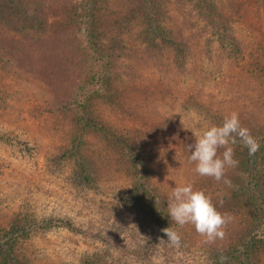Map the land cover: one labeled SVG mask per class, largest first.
<instances>
[{"label":"rangeland","instance_id":"obj_1","mask_svg":"<svg viewBox=\"0 0 264 264\" xmlns=\"http://www.w3.org/2000/svg\"><path fill=\"white\" fill-rule=\"evenodd\" d=\"M144 1L5 0L10 23L0 21V253H10L0 264L98 258L97 264H264L259 221L241 260L220 259L222 250L241 245L256 221L244 206L233 205L234 195L264 183V0H209L205 8L197 0H152L161 14L154 38L144 31ZM83 3L92 11H82ZM81 15L88 36L97 33L91 44L78 24ZM164 35L174 43L164 44ZM85 56L92 62L88 70ZM96 58L106 79H100L101 90L89 83L101 92L86 99L80 84L89 82ZM73 97L89 112L51 113L57 101ZM232 112L260 149L250 156L239 138L229 145L239 161L225 170L229 187L196 174L186 146L194 133L222 124ZM110 135L148 149L141 183L160 201L167 203L178 184L205 192L233 218L224 238L209 242L169 215L180 246L166 235L151 236L154 217L142 213L134 220L136 206L126 210L133 181L113 161ZM82 161L88 180L77 171Z\"/></svg>","mask_w":264,"mask_h":264},{"label":"trees","instance_id":"obj_2","mask_svg":"<svg viewBox=\"0 0 264 264\" xmlns=\"http://www.w3.org/2000/svg\"><path fill=\"white\" fill-rule=\"evenodd\" d=\"M149 1V2H148ZM209 0H197V3L204 7L205 2H208ZM83 2V1H82ZM97 2V1H96ZM147 8L142 11V14L144 16H147L146 21L149 22L147 33L151 35L152 38H154L157 35V32L159 31V21L161 14L156 11V8L154 5H152V0H145L144 1ZM15 3V2H14ZM210 3V2H209ZM16 4V3H15ZM22 5V3H21ZM82 11H92V7L89 5H86L85 3L81 6ZM32 13L35 12V10L31 11ZM9 11L7 9V4L5 0L0 2V21H4V25H8L10 23V19L8 18ZM155 14L151 21V15ZM210 15V14H209ZM37 19V18H36ZM78 24L81 25L85 31V34L88 36V23L85 27V16H77ZM2 22V21H1ZM71 23H74L71 21ZM76 23V22H75ZM91 22H89L90 25ZM93 23V22H92ZM97 23H100L97 21ZM220 23L219 19H213V24L217 25ZM97 25V24H96ZM100 26V24H99ZM98 26V27H99ZM163 36V34H162ZM165 43L173 42L172 38H170L167 35H164ZM97 37V33L92 30L91 34L87 37V42L91 44L92 40ZM174 43V42H173ZM91 46V45H90ZM3 47H1V41H0V55L3 54ZM94 53V52H92ZM86 57V58H85ZM82 59V67L86 70L88 66L92 64V62L89 63L90 59L89 57L85 56ZM109 61L104 62V64H108ZM107 66V65H105ZM81 67V68H82ZM103 67L101 65V60L95 59V64L93 67H90L92 70V75L89 76V82H83L80 84V90L82 92V97L89 99V98H95L98 95H100L101 90V83L100 79H103L104 75L103 73ZM105 78V77H104ZM106 79V78H105ZM89 83H97L100 84L99 89H96V93L91 91L88 87ZM105 83V81H104ZM76 97V96H74ZM73 97L70 101L66 102L62 105V101H57L53 107L54 112L51 111L53 115L54 113H61V115L69 116L72 115L79 116L80 112L78 110H83V112H89L88 104L85 103V101L81 100L79 103L76 102V99ZM106 143L109 146L111 157L114 158V162L117 163L118 166H120V169L124 170L127 175L132 177L133 186L134 189L129 192L127 195L128 203L126 206V210L133 208L132 206H136V211L133 213L134 220L140 218L144 213L146 216L154 217L153 221L155 222L154 228L152 229L151 236H154L156 238H160L164 236L165 234L162 232V229L166 227H170V222L167 221L168 216V210H167V203L163 200L160 201V196L155 193L153 190H151L148 187H145L144 184L141 183L145 179V176L143 175L146 170V163H145V156H147V148L145 146H142L139 141L131 140V142H125L121 136H115L110 135L106 139ZM88 163H84L83 161L78 163V172L80 175H82L87 180L90 179L91 172L89 171L87 167ZM248 183L247 185H249ZM252 185V184H250ZM255 188V189H254ZM246 192L241 194L238 193L234 195L233 201L234 206L239 205L244 206L249 213L253 215V217L256 218V221L252 224L251 230H247L246 233L243 235V239L240 244L233 246L230 248H227L226 250H222L220 259H230L231 261H239L242 259L244 255V251L248 247V245L251 244V240L253 239L251 234L255 231L257 227H259L261 224H256L259 222H264V183H257L255 182V186H247L245 188ZM241 191V190H240ZM237 195V196H236ZM166 205V206H165ZM218 211L221 212L222 209H220V206L217 208ZM255 220V219H254ZM152 221V222H153ZM256 224V226H255ZM172 226V225H171ZM175 229V228H174ZM264 231V230H263ZM14 240H9V242ZM222 245V244H221ZM7 253H10V250H5L0 253V256H2L4 259H7L8 255ZM98 261L100 262V258L94 260V259H87L82 262V264H97ZM215 264H219L218 262H215Z\"/></svg>","mask_w":264,"mask_h":264},{"label":"clouds","instance_id":"obj_3","mask_svg":"<svg viewBox=\"0 0 264 264\" xmlns=\"http://www.w3.org/2000/svg\"><path fill=\"white\" fill-rule=\"evenodd\" d=\"M194 136V143L186 146L190 153L189 162L195 165L194 172L201 177L213 178L217 182L223 180L229 187L232 182L224 178L225 170L235 168L239 163L234 159V149L229 145L236 144L239 138L250 156L260 149L259 141L252 136L248 128L241 125L237 112L226 115L222 124L212 125L200 134L194 133ZM220 149H223V152L218 154ZM167 210L173 224L180 227L191 224L196 232L206 237L209 242H215L217 238L223 239L224 229L233 219L230 215L218 211L211 198L205 192L195 190L190 183L178 184L172 188L167 199ZM162 232L170 245L180 246L181 236L172 226L162 229Z\"/></svg>","mask_w":264,"mask_h":264}]
</instances>
